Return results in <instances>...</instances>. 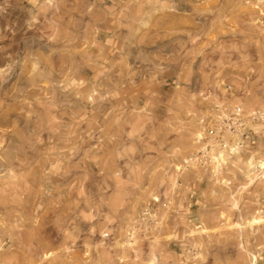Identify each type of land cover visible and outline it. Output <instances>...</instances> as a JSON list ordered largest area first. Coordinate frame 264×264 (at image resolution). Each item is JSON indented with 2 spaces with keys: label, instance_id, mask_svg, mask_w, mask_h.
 <instances>
[{
  "label": "rangeland",
  "instance_id": "374dc122",
  "mask_svg": "<svg viewBox=\"0 0 264 264\" xmlns=\"http://www.w3.org/2000/svg\"><path fill=\"white\" fill-rule=\"evenodd\" d=\"M256 111L264 0H0V264H264Z\"/></svg>",
  "mask_w": 264,
  "mask_h": 264
},
{
  "label": "built area",
  "instance_id": "2783aa9c",
  "mask_svg": "<svg viewBox=\"0 0 264 264\" xmlns=\"http://www.w3.org/2000/svg\"><path fill=\"white\" fill-rule=\"evenodd\" d=\"M211 114L202 119L203 130L199 141L215 142L219 148L224 149L228 145L226 134L241 135L246 132L245 121L239 105L225 107L223 100L212 103ZM252 122L264 123V111H256L249 115ZM238 143V142H237Z\"/></svg>",
  "mask_w": 264,
  "mask_h": 264
}]
</instances>
